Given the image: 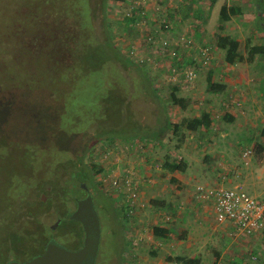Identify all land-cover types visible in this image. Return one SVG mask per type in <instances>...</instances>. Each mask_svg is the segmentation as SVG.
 Wrapping results in <instances>:
<instances>
[{
  "label": "rangeland",
  "instance_id": "1",
  "mask_svg": "<svg viewBox=\"0 0 264 264\" xmlns=\"http://www.w3.org/2000/svg\"><path fill=\"white\" fill-rule=\"evenodd\" d=\"M145 1L152 4L150 8L158 6L154 22L145 12ZM165 1L105 2L108 38L137 66L125 69L111 61L101 64L102 54L95 51L107 41L105 27L100 25L102 0H0V264L40 254L47 242L38 235L53 237L70 250L79 245L65 236L64 223L56 225L66 204L67 179L72 176L68 165L72 154L65 149L76 136L100 138L83 156V165L109 199L115 218L114 224L108 217L103 220L99 256L103 264H190L174 259L190 260L193 253L185 251L184 240L200 238L201 229L190 224L191 216L176 219L177 192L198 194L207 185L200 182L203 176L218 178L224 172L232 179V167L248 171L250 164L263 159L264 65L252 64L255 56L247 65L238 63L243 68H229L215 37L236 39L245 58L248 48L264 47V0H199L214 4L216 10L210 9L206 19L195 18L189 6L181 20L167 12ZM222 5L239 8L240 14L220 28ZM187 6L183 5V13ZM125 19L130 20L127 26ZM163 20L169 24L168 32L161 28ZM153 25L159 36L146 44L149 36L145 33ZM182 37L191 42L186 48L176 44ZM164 38L170 41L165 55L159 44ZM201 48L208 49L212 60L188 82L186 73L202 66ZM209 74L213 82L225 83L229 90L206 92ZM174 89L186 101L185 110L170 103ZM230 97L240 106L226 112L222 103ZM52 103L54 113L46 110ZM202 113L211 116L208 127L196 132L180 128L177 133L171 127ZM225 115L233 121L228 122ZM133 133L146 134L154 145L145 152L115 150L104 158L106 148L116 142L147 138L126 139ZM244 149L251 150L247 160L242 159ZM166 157L169 162L186 163L180 179L163 169ZM125 170L141 182L130 213L124 198L109 184L113 175ZM205 215L203 227L207 228L213 217L209 211ZM166 217L170 232L165 239L154 237L153 228ZM210 249L217 253V248Z\"/></svg>",
  "mask_w": 264,
  "mask_h": 264
},
{
  "label": "crops",
  "instance_id": "2",
  "mask_svg": "<svg viewBox=\"0 0 264 264\" xmlns=\"http://www.w3.org/2000/svg\"><path fill=\"white\" fill-rule=\"evenodd\" d=\"M151 1V0H148ZM166 0V8L168 13H173V15H177L176 19H180L181 17L187 16V11H190L191 8H193L192 16L197 18V15L208 17V11L211 9V11H215L216 7L214 4L211 3L207 4V2H204V4H207V8L204 9L203 1L199 0ZM188 4L186 7V11H184L183 5ZM143 6H145V12L147 16L150 17V20L152 22L156 21L155 17L156 14H154L157 7L150 8L152 4H149L147 1L142 3ZM191 6V8L189 7ZM227 6V5H226ZM228 7V6H227ZM171 8V9H168ZM176 10V11H175ZM202 11H205V15H202ZM162 13L159 11V14ZM172 18H174L172 16ZM178 19V20H179ZM150 21V22H151ZM155 25H153L152 30L147 29L146 35H148V39L151 40V37L159 36L158 30H156ZM175 36H173L171 39V44L174 43ZM178 41V40H176ZM181 46V44H179ZM183 46V45H182ZM184 47V46H183ZM182 50V49H181ZM264 56H256L252 62V64H260L261 66L264 65ZM251 63V62H250ZM246 65L249 63H245ZM240 64L235 65H228L231 69H240L243 67L239 66ZM235 67V68H234ZM225 84V83H224ZM230 86H235L232 81H229ZM226 85V84H225ZM229 86V85H228ZM229 90L226 87V91ZM235 90V89H234ZM235 100V98H229L225 100L223 103ZM222 103V104H223ZM240 103V102H239ZM233 115V113H231ZM202 128V127H201ZM246 142V141H245ZM248 150V149H244ZM246 164H248V161H244ZM222 167L221 163H219ZM249 165V164H248ZM250 167L252 169H248V171H244L243 168L236 169V167H232L230 171L233 172L234 178L227 179L228 173L222 172L221 175L226 174V180L224 182H221V175L218 176V178H211L209 175L203 176L200 182H205L207 185L205 187L207 189L214 188L218 185H224L226 187L234 186L233 183H237V186L242 187L245 189L248 193L252 192L255 193L253 196H256L258 198L264 197V157L259 162H254V164H250ZM258 172V175L255 176V170ZM181 173H173L170 174V176L175 178H181ZM192 180V179H190ZM196 180V179H195ZM199 180V179H198ZM197 181V180H196ZM198 182V181H197ZM263 184V186H262ZM263 188V189H262ZM262 190L260 193L258 191ZM259 194V195H258ZM197 193L194 192H177V196H175L173 203V210L176 213V219L180 218V215H188L193 217L194 219H191L190 224L196 225L198 229H201V236L200 238H187L184 240L185 244V251L193 253L190 256V260L195 261L193 264H253L249 260V253L257 250H262L263 245L259 237L253 236V237H236L234 232L232 231V228H224L222 226H218L214 220V215L212 214L211 210V202H204L197 199ZM207 207V208H206ZM206 208V209H205ZM205 209V210H204ZM209 211V213L212 215L213 220L212 223H210L207 228H204L203 225L207 223V217L206 212ZM192 222V223H191ZM197 222L199 223L197 225ZM201 222V223H200ZM163 229L170 230L169 223L165 224V227H159ZM170 232V231H169ZM160 239V238H159ZM165 239V238H164ZM165 245V244H164ZM209 246V250H203L202 248ZM210 247L217 248V253L215 251H211ZM178 248V247H177ZM212 254H211V252ZM201 253V255H199ZM214 255V257H211ZM185 260V259H184Z\"/></svg>",
  "mask_w": 264,
  "mask_h": 264
},
{
  "label": "built area",
  "instance_id": "3",
  "mask_svg": "<svg viewBox=\"0 0 264 264\" xmlns=\"http://www.w3.org/2000/svg\"><path fill=\"white\" fill-rule=\"evenodd\" d=\"M161 28L165 32H168L169 24L165 20L161 21ZM147 41L146 44H149ZM190 40L185 37L180 38L176 44H181L185 48L190 44ZM161 54L168 53L170 46L169 39H161L160 41ZM201 68L197 70H190L186 73L185 78L188 82L194 81L199 73L208 66L212 60L211 53L207 48H201L199 50ZM174 72V71H173ZM226 112H229L235 106H240V103L235 100H231L222 104ZM153 143L141 142L139 140H133L131 142L114 143L106 148L104 158L107 159L108 155H111L115 150L121 152L129 151H147L152 147ZM105 151V152H106ZM251 157V150H245L242 153V159L247 160ZM226 180V174L221 175V182ZM112 189L116 194L121 195L126 204L127 211L130 213L135 207V202L139 195L140 180L136 179L134 173L123 171L122 174L113 175L110 183ZM197 199L200 201L211 202V210L214 215V220L218 226L224 228H232L236 237H253L260 238L263 248L249 253V260L253 264H264V197L258 198L250 195L243 190L240 186L226 187L224 185H218L214 188H201L199 189ZM169 222V218L160 220L161 225L158 227H165V224ZM225 264V263H223Z\"/></svg>",
  "mask_w": 264,
  "mask_h": 264
},
{
  "label": "trees",
  "instance_id": "4",
  "mask_svg": "<svg viewBox=\"0 0 264 264\" xmlns=\"http://www.w3.org/2000/svg\"><path fill=\"white\" fill-rule=\"evenodd\" d=\"M107 0H102V16L103 19L101 20L100 25H104L105 29H104V34H108V24L106 23L105 20V9H104V4ZM240 14V9L236 8V7H227L226 5H222L220 10H219V17H218V21L220 24V28L221 25L227 23L231 17L233 16H237ZM130 20L125 19V23L124 25H129ZM215 44L217 49H219L220 51L223 52V60L226 64L228 65H235L238 63H243V62H247L250 63L252 62L253 58L255 56L258 55H263L264 56V47L263 46H252L250 48H248L247 51V57L245 58L242 54H240L239 52V43L236 39L231 38L228 35H217L215 37ZM77 45H79V43H77ZM98 45H102V47H97V49H95V51L98 54H102L103 57V61L101 62V64L107 63V62H114L116 63L119 67L121 68H129V67H135L136 64L130 59V57H128L127 55H123L120 53V51H118V49L116 47H114V45H112V43L110 42L108 35H107V41L104 44H98ZM137 67V66H136ZM138 71L142 74V76L145 78L146 82H147V86L152 89L153 93V87L152 84L150 83L149 79L146 78V76L144 75V72L138 68ZM226 89V85L223 83H215L211 80V74L208 75L207 79H206V92L210 93V94H221L225 91ZM176 89L173 90V92L170 94V103L174 106H178L180 107L181 110H185L186 108V101L182 98H179L175 95ZM51 97V96H50ZM41 106V105H40ZM48 108L46 110H48L49 112H56L52 109L53 103L51 104H47ZM51 107V109L49 108ZM34 112L36 110H33ZM228 122H232L233 121V117L229 116V115H225L224 117ZM211 123V116L208 113H202L200 117H196V118H192V119H186L183 120L182 123H180L179 125L174 124L171 125V127H173L174 132L177 133L178 130L180 128H182L183 130L189 131V132H196L198 131L201 127H208ZM57 125V123H55ZM154 134V133H152ZM151 134V135H152ZM58 135L60 137V134L58 132ZM142 136V137H147L145 138V142L147 143H152L153 140L152 138L146 136V134L142 135L139 133H133V136L129 135L127 138H131V137H136V136ZM149 135V136H151ZM77 140H75V142H71L68 145V148L65 149V151H69L72 154V158L68 159V165L70 166L69 171L71 172L72 168L74 169V164L71 161H84L83 156L86 154V152L89 151L90 147H92L94 145V143L98 140H100V138H87L85 140L82 139V136H76ZM125 139V138H124ZM170 137L167 138V140H169ZM135 139H130V140H126L123 142H131ZM159 140V139H158ZM57 144H59L57 142ZM71 145V146H70ZM169 157H166V161L163 164V169L170 174L173 173H184L185 169H186V163L184 161H172L169 162ZM78 165L81 166V164L77 163ZM79 166V167H80ZM84 166V165H82ZM72 167V168H71ZM85 167V166H84ZM78 168V167H77ZM74 171V170H73ZM76 176L75 174H73L69 179H67V182L72 184V182H77V181H81L84 182L85 181V175L81 174L80 172L77 173L76 172ZM68 191V189H67ZM153 236L156 238H160V239H164L166 238V236L168 235L169 231L167 229H163V228H159V227H154L153 230ZM34 233V232H32ZM36 233V232H35ZM38 233V232H37ZM39 234V233H38ZM40 238H44V242L48 241V237H44L42 235H38ZM176 263H190L193 264L195 261L192 260H188L185 261L183 258L181 257H177L176 259H174Z\"/></svg>",
  "mask_w": 264,
  "mask_h": 264
},
{
  "label": "flooded vegetation",
  "instance_id": "5",
  "mask_svg": "<svg viewBox=\"0 0 264 264\" xmlns=\"http://www.w3.org/2000/svg\"><path fill=\"white\" fill-rule=\"evenodd\" d=\"M72 163H75L74 171L71 167L72 175L75 174L76 176V172H80L86 176L85 181L68 183V191L65 196L66 204L61 208L62 214L58 217L56 225L61 226L63 223L65 224V236L69 241H77L79 243L76 249L83 246L85 237L88 238L95 256L88 258L82 264H101L102 260L99 256L100 248L104 241L103 220L105 217H108L112 224L115 223L112 207L109 199L94 183L93 177L82 166L83 161H72ZM77 163L81 164V166ZM68 223L71 227H68ZM47 242L60 244L53 237L48 239Z\"/></svg>",
  "mask_w": 264,
  "mask_h": 264
},
{
  "label": "water",
  "instance_id": "6",
  "mask_svg": "<svg viewBox=\"0 0 264 264\" xmlns=\"http://www.w3.org/2000/svg\"><path fill=\"white\" fill-rule=\"evenodd\" d=\"M41 200H44L42 195ZM95 256L92 245L85 237L83 246L70 250L52 242H47L44 250L23 262L10 261L6 264H82L88 258Z\"/></svg>",
  "mask_w": 264,
  "mask_h": 264
}]
</instances>
